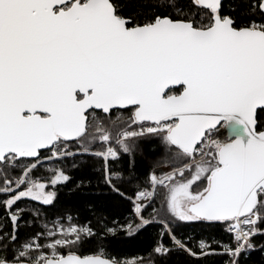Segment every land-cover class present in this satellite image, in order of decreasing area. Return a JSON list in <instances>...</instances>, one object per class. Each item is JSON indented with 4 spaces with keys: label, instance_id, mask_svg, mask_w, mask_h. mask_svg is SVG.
Here are the masks:
<instances>
[{
    "label": "snow or ice",
    "instance_id": "obj_1",
    "mask_svg": "<svg viewBox=\"0 0 264 264\" xmlns=\"http://www.w3.org/2000/svg\"><path fill=\"white\" fill-rule=\"evenodd\" d=\"M85 157L127 216L61 205ZM0 210V264H264V0H0Z\"/></svg>",
    "mask_w": 264,
    "mask_h": 264
},
{
    "label": "trees",
    "instance_id": "obj_2",
    "mask_svg": "<svg viewBox=\"0 0 264 264\" xmlns=\"http://www.w3.org/2000/svg\"><path fill=\"white\" fill-rule=\"evenodd\" d=\"M84 159L88 160V163L81 166L80 170H73L71 175L73 181H79L80 179H90L93 181V185L90 188L84 189L87 195L82 193L69 194L68 189L72 188L73 185L69 184L68 188L61 189L60 200L61 205L66 207H75L80 210L81 218L89 216L90 213L86 210L88 205L95 202L97 205L103 204L106 206V214L115 216L117 219L127 216L131 211L130 202L123 200L114 194L110 193L104 186H97V172L95 171L96 161L91 160L87 157ZM155 159V154L149 151V146H145V156L139 159L138 172L143 175L150 167L152 161ZM43 174V170L41 169ZM128 191V195H132L131 186H125ZM35 202L26 201L21 202V207L31 208ZM3 217V211L0 210V218ZM10 228L11 225L8 224ZM155 229H150L149 233L137 235L136 237H128L121 234L118 237L111 238L110 250L114 253L119 254L122 257L134 258L138 254L146 252L150 246V233L155 232ZM211 235L216 239H220L224 242L227 241V235L223 229L215 228L211 230ZM160 264H221L219 257H208L206 260H196L185 253H173L169 257H165L160 261Z\"/></svg>",
    "mask_w": 264,
    "mask_h": 264
},
{
    "label": "built area",
    "instance_id": "obj_3",
    "mask_svg": "<svg viewBox=\"0 0 264 264\" xmlns=\"http://www.w3.org/2000/svg\"><path fill=\"white\" fill-rule=\"evenodd\" d=\"M222 131H224V134H225V135L227 134L226 130H222ZM129 196H131V195H129Z\"/></svg>",
    "mask_w": 264,
    "mask_h": 264
},
{
    "label": "rangeland",
    "instance_id": "obj_4",
    "mask_svg": "<svg viewBox=\"0 0 264 264\" xmlns=\"http://www.w3.org/2000/svg\"><path fill=\"white\" fill-rule=\"evenodd\" d=\"M43 170V169H42ZM42 174V173H41Z\"/></svg>",
    "mask_w": 264,
    "mask_h": 264
}]
</instances>
